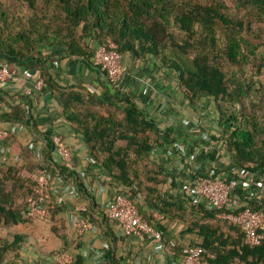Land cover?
I'll use <instances>...</instances> for the list:
<instances>
[{"label":"trees","instance_id":"trees-1","mask_svg":"<svg viewBox=\"0 0 264 264\" xmlns=\"http://www.w3.org/2000/svg\"><path fill=\"white\" fill-rule=\"evenodd\" d=\"M25 1L36 13V0ZM45 1L54 11L47 8L42 19L34 14L27 33H18L10 41L0 39V64L37 70L45 88L60 99L65 119L82 131L93 165L116 182L134 184L137 190L134 198L138 193L144 196L142 203L135 199L134 202L151 223L153 219L143 211L144 205L174 217L190 218L191 230H198L202 238L198 245L216 256L209 264H264V240L260 246L244 245L243 233L221 218V211H205L199 207L201 204L194 205L188 200L185 207L163 197L161 187L169 180L178 187V177L163 161L158 162L151 155L156 149H169L174 133L167 130L161 136L156 124L148 119L144 102L124 92L122 84H111L91 58L98 46L112 42L122 57L132 55L137 61H153L160 71L173 73L178 89L191 105H197L204 98L214 104L215 125L210 141L216 145L222 143L229 155L232 164L226 172L231 173L234 167L264 173V117L255 110L246 114L252 90L261 94L263 83L256 89L253 81L241 79L229 69L249 65L256 68V74H263L264 0H232L257 19L259 28L254 27V21L249 18L232 17L224 0ZM2 17H6L5 13ZM255 38L258 43L253 42ZM21 41L23 47L17 48L15 44ZM90 44L97 47L92 48ZM73 59H83L85 66L102 71L106 83L101 84V94L85 88L67 93L55 83L53 72L58 61ZM19 99L18 104L10 106L9 112L0 114V122L19 123L34 132L37 122L32 113V99L26 95ZM85 103L88 108L78 110ZM45 140L40 168L46 166L63 182L76 186L78 193L87 197L84 214L115 242L105 212L97 205L95 197L87 194L81 174L59 164L53 153L51 134H46ZM27 148L32 152L30 145L27 144ZM208 156L211 161L216 160L214 153ZM182 193L181 190L183 196ZM252 197L248 195L247 203L236 212L246 208L264 210V198ZM25 210L31 214L27 201ZM224 211L230 212V207ZM56 215L54 210L52 218ZM23 221L21 212L12 208L0 184V227ZM157 227L163 230L161 224ZM23 244L18 234L12 243L0 241V264H5L11 250L18 249V254L21 253ZM105 260L106 264H122L115 256V246L106 250ZM83 263L79 256L74 261V264Z\"/></svg>","mask_w":264,"mask_h":264},{"label":"crops","instance_id":"crops-1","mask_svg":"<svg viewBox=\"0 0 264 264\" xmlns=\"http://www.w3.org/2000/svg\"><path fill=\"white\" fill-rule=\"evenodd\" d=\"M90 47L96 48L97 46L90 44ZM82 60L58 61L53 72L55 83L60 85L67 93H73L75 90H83L85 88L92 92L95 90V93L101 94L103 90L101 84L106 83L104 74L98 68L85 66ZM122 61L124 78L121 88L124 92L131 93L144 102L147 115L153 118L152 121L157 126V132L161 136H164V132L168 130L174 133V135L170 133L173 135L171 137H174V141L186 142L190 147L202 146L204 154L199 160L202 163V171L205 173L212 169H215L217 172H226L227 167L232 162L229 155L223 150L222 143L216 145L210 141L211 132H206L207 129H205V121L209 115L207 106L203 103L191 105L178 89L176 76L170 72L160 71L153 61H137L135 56L132 55H124ZM16 70L17 77L12 85L14 88L12 89L9 86L5 90L0 91V97L2 98L0 100L2 102L0 103V114L9 112L10 106L18 104L21 95L30 96L33 102L32 113L37 122V130L33 132L26 129L15 136H19V138L22 135L26 136L28 143L35 141L43 144L45 149V135L51 134L52 137L55 133L60 134L72 148L73 159L71 168L79 174H86L84 184L87 194L95 197L96 203L102 211H104L107 203L119 191L130 188L134 194V191H137L134 184L126 185L120 181L116 182L107 173L93 165L90 147L87 145L83 133L77 125L65 119L60 99L48 88H44L43 91H37L34 88V84L39 79L37 70L25 68ZM88 106L85 103V106H79L78 110L84 111ZM74 107H76V103H74ZM172 119H177L178 123L173 124ZM184 120L190 122L188 126L181 123ZM9 124V122H0V128L7 127ZM195 124H199L198 129L194 128ZM204 135L208 136V139H203ZM11 142L12 140H10V144ZM31 153L35 155L33 151ZM212 153L216 156L215 161L209 159L208 155ZM35 157L37 156L35 155ZM151 157L155 160L157 159L158 162L163 161L167 169L173 170L171 172L178 177V187L174 185L172 180H169L161 187L163 197L172 199L178 205L186 207L187 198L183 193V196L180 193L183 184L187 180V175L178 168V163L180 162L170 158L169 149H156L152 152ZM233 171L234 167L231 173L228 174H233ZM90 183L95 184V188H92ZM234 194L237 206L241 207L247 203L248 193L246 191L237 189ZM136 197L140 198L138 200L139 203L143 202L144 196L141 193H138ZM255 197L261 199L257 196L252 198ZM87 204V197L79 191L76 197H66L64 203L57 204L55 207L57 211L56 216L60 220L65 221V226L75 241L73 250L71 251L74 261L79 256L83 258V264H106V250L115 246V256L121 259L122 264H169L170 254L167 251L158 255L153 262H148L144 257L151 248H148L135 238L119 237L118 226L111 222H109V226L115 236V242L104 232L101 226L94 222L93 230L82 235L78 234L74 228V218L77 215L78 208L81 206L87 207ZM199 207H203L205 211L209 210L204 204H201ZM143 211L150 216V219H153V222L157 213L164 217L162 222H157V226L158 224L162 225L163 230L161 229V231L164 233L165 239H174L178 242L179 247L177 249L181 250V247L186 245H198L202 239L199 236L198 230H191L190 218L188 217H174L171 214L161 213L159 210L151 208L148 205H144ZM146 219L149 221L148 218ZM27 250L31 253L29 256ZM22 251V260L29 264H54L52 258L59 252L41 255L33 247L29 249L24 247ZM100 252L104 254L102 258L99 257ZM179 253L177 252L176 258Z\"/></svg>","mask_w":264,"mask_h":264},{"label":"built area","instance_id":"built-area-1","mask_svg":"<svg viewBox=\"0 0 264 264\" xmlns=\"http://www.w3.org/2000/svg\"><path fill=\"white\" fill-rule=\"evenodd\" d=\"M92 61L94 66L99 67L106 75L109 82L120 86L123 84L124 68L122 56L115 50V45L102 44L93 53ZM17 77V70L8 63L0 64V89L5 90L12 86ZM37 91L45 88L44 80L37 79L34 84ZM152 121V117L148 116ZM173 124L178 123L177 119H172ZM182 124L189 125L190 122L182 121ZM199 124H195L198 129ZM26 128L19 123H10L7 127L0 128V154L9 157L11 152L10 140ZM203 139H208L204 135ZM53 153L61 166L71 168L73 153L71 146L60 134H53L51 137ZM33 153L42 161L43 144L34 141L29 142ZM204 154L201 146L190 147L188 143L173 141L169 148V156L173 160H178V168L187 175V180L183 184L182 191L188 201L194 205L204 204L207 209L221 211V218L227 220L232 225L238 227L243 233V244L256 247L260 246L264 240V210L253 211L246 208L236 212L240 206L236 204L235 191L244 190L248 195L264 198V173H252L245 169H234L233 174L225 171L217 172L215 169L205 173L202 171V163L199 158ZM33 186L32 194L27 198V208L29 212L39 219L50 222L52 214L57 204L64 203L66 197H76L78 190L72 183H66L60 177L54 175L46 166L39 168L32 174ZM83 181H86V174L81 173ZM90 186L95 188V184ZM97 188V187H96ZM230 207V212L224 211ZM87 212L86 206H81L77 210L74 218V228L78 234L82 235L94 229L93 222L84 214ZM109 222L119 228L118 236L123 238H135L140 243L151 248L146 253L145 259L153 262L158 255L169 252V264H209L216 256L207 252L199 245H186L181 247L177 256L176 249L178 242L174 239L165 240L164 233L157 227V222H162L164 217L157 213L154 222L148 221L140 212L134 202V195L130 188L119 191L107 203L104 209ZM104 254L99 253L102 258ZM54 264H73L74 258L67 251H60L53 256ZM139 263V262H138ZM13 264H23L15 261Z\"/></svg>","mask_w":264,"mask_h":264},{"label":"rangeland","instance_id":"rangeland-1","mask_svg":"<svg viewBox=\"0 0 264 264\" xmlns=\"http://www.w3.org/2000/svg\"><path fill=\"white\" fill-rule=\"evenodd\" d=\"M224 1L227 6V12L232 17L241 19L249 18V20L254 21V27H260V23L257 22V19L248 15L244 9L237 7L235 2L232 0ZM36 4V13L39 14L40 19H42L43 14L47 13V8L54 11L53 6L47 7L45 0H36ZM2 13H5V18L2 17ZM36 13L31 10L25 0H0V39L10 41L12 38H16L18 33H27L30 26V19ZM172 32L178 34L175 29H172ZM253 42L258 43V40L255 38ZM15 46L17 48H22L23 42L21 41L19 44H15ZM229 69L230 71L236 72L237 76L241 79L248 78L249 81H253L256 89L259 88V84L262 82L264 89V72L262 75H258L255 73L256 68L253 66L250 67L249 65L243 69L237 66H231ZM248 101L249 107L246 114L249 115L255 110L260 117H264V91L260 94V92L253 89ZM199 103H203L207 106L206 108L209 115L205 121V129H207L206 132L209 131L210 133L213 131L215 124L214 104H212L211 100H207L206 98L202 99ZM27 139L28 138L23 135L20 136V138L19 136H14L11 144H9L12 148L10 156L3 157L0 154L1 188L10 200L12 208L21 212L24 220L19 224L1 226L0 241L12 243L14 236L18 234L23 238L24 247L26 249L33 247L38 254L42 255L58 251H67L71 254L75 241L72 239L70 232H68L65 221L55 216L50 222H45L32 214H28L25 210L26 201L31 195L33 186L31 179L33 176L32 174L41 166V161L28 151ZM139 199V197H136L135 201L138 203ZM27 251L29 256L31 253L29 250ZM21 252L23 251L21 250ZM21 257V253L18 254V249L11 250L5 257V264H13L15 261L29 264L22 260Z\"/></svg>","mask_w":264,"mask_h":264}]
</instances>
